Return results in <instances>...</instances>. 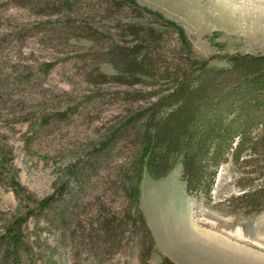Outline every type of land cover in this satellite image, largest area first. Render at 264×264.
<instances>
[{
    "label": "rangeland",
    "instance_id": "obj_1",
    "mask_svg": "<svg viewBox=\"0 0 264 264\" xmlns=\"http://www.w3.org/2000/svg\"><path fill=\"white\" fill-rule=\"evenodd\" d=\"M46 1L56 5L61 0H0V96L5 100L0 105V147L9 154L10 173H16L25 190L17 196L8 169L0 173V233L9 217L35 206L29 195H49L72 165L87 161L131 105L124 100L128 87L111 79L119 70L105 55L111 37L119 42L114 26L117 19L121 24H144L161 32L159 53L170 59L179 54L220 67L228 66L231 55L264 54V0H132L137 9L125 6L107 17L102 11L111 6L109 0H71L75 8L80 7L71 21L79 25L81 15L90 16L89 27L98 31V39L104 38L99 41L70 30L65 38H52L50 28L62 25L63 17L52 12ZM156 17L174 23L179 32ZM96 53L105 56L99 55L94 66L89 56ZM132 88L140 92L158 89L150 84ZM142 102L139 99L134 105ZM123 139L107 159L100 158L101 164L80 197L85 206L80 214L84 226L89 219L96 221L101 205L113 213H122L127 207L113 185L118 169L131 154ZM243 175L232 160L220 165L211 201H207L186 192L180 163L159 178L145 169L139 208L155 235L156 249L147 263L159 264L163 255L178 264H264V210L248 214L224 204L228 197L243 191L238 185ZM252 175L255 182H264V172ZM55 227L41 217L29 220L27 241L32 244L39 239L42 245L37 250L41 257L34 264H144L131 234L104 256L68 239L60 246V231ZM196 238L210 245L206 248L204 243L201 248L209 259L186 249L185 241ZM23 264H31V260Z\"/></svg>",
    "mask_w": 264,
    "mask_h": 264
},
{
    "label": "trees",
    "instance_id": "obj_2",
    "mask_svg": "<svg viewBox=\"0 0 264 264\" xmlns=\"http://www.w3.org/2000/svg\"><path fill=\"white\" fill-rule=\"evenodd\" d=\"M109 2L111 6L102 11L106 17L117 14L114 9L138 8L132 0ZM49 6L63 17L62 25L50 28L52 38H65L69 30L86 34L94 41L102 38L98 39V31L89 27L90 16L81 15L79 25L71 21L80 11L71 0ZM117 20L114 26L119 31L116 36L119 42L111 37V48L105 55L119 70V75L111 79L128 87L124 100L131 105L87 161L72 165L66 177L55 185L54 192L42 198L29 195L35 206L9 217L0 233V264H23L29 260L34 264L41 257L37 251L42 246L39 239L32 244L26 239L25 229L32 217L44 218L46 224L56 226L60 246L64 247L68 239L76 246L93 247V251L104 256L114 252L131 234L139 244L144 264H148L156 249L151 228L139 208L141 178L145 169L156 178L165 176L177 162L181 165L186 192L211 201L218 168L232 160L244 174L238 182L243 191L228 197L225 206L232 211L243 209L248 214L264 210V182H255L252 175L261 176L264 172V54L231 55L227 57L228 66L220 67L211 66L209 60L179 54L170 59L159 53L161 32L144 24H121ZM159 21L179 32L174 23ZM127 37L131 40H125ZM99 55L104 53L89 56L94 66ZM99 78L107 79L106 75ZM146 78L154 81L148 83ZM137 84H150L158 89L140 92L132 88ZM139 99L143 102L134 105ZM4 101L0 96V105ZM121 137L131 154L118 169L113 185L127 207L122 213H113L101 205L96 221L89 219L84 226L80 214L85 206L80 197L101 164L100 158L107 159L110 151L117 150L115 145L122 142ZM7 158L9 154L0 147V173L6 168L10 173L12 169ZM10 174V186L18 196L25 190L16 173ZM159 264L178 263L162 255Z\"/></svg>",
    "mask_w": 264,
    "mask_h": 264
},
{
    "label": "crops",
    "instance_id": "obj_3",
    "mask_svg": "<svg viewBox=\"0 0 264 264\" xmlns=\"http://www.w3.org/2000/svg\"><path fill=\"white\" fill-rule=\"evenodd\" d=\"M147 218V217H146ZM147 222H148V220H147ZM148 224H150L149 222H148ZM151 226V225H150ZM153 233H154V231H153ZM155 236V235H154ZM156 239V238H155ZM201 240L202 239H198V238H196V239H193V240H191V241H188V242H186L185 241V247H186V249L187 250H189V252H192L193 254L192 255H198L199 257H209L207 254H203L202 253V251H201V248L202 247H205V244L204 243H206V242H204V243H202L201 242ZM156 242H157V239H156ZM208 246H210V245H208L207 243H206V248L208 247ZM209 259V258H208Z\"/></svg>",
    "mask_w": 264,
    "mask_h": 264
},
{
    "label": "bare ground",
    "instance_id": "obj_4",
    "mask_svg": "<svg viewBox=\"0 0 264 264\" xmlns=\"http://www.w3.org/2000/svg\"><path fill=\"white\" fill-rule=\"evenodd\" d=\"M216 236V235H215Z\"/></svg>",
    "mask_w": 264,
    "mask_h": 264
}]
</instances>
